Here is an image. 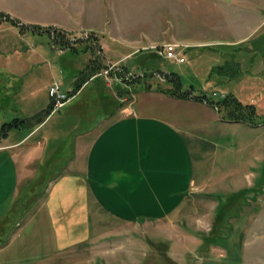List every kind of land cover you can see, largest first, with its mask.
Segmentation results:
<instances>
[{"label": "rangeland", "instance_id": "374dc122", "mask_svg": "<svg viewBox=\"0 0 264 264\" xmlns=\"http://www.w3.org/2000/svg\"><path fill=\"white\" fill-rule=\"evenodd\" d=\"M3 21L36 32L27 48L43 47L54 77L48 68L10 74L11 88H0V129L13 121L22 128L0 133V146L41 122L28 117L49 110V82L70 85L91 53L98 76L123 91L124 106L141 92L153 94H140L136 106L154 94L173 97L163 91L181 80L193 90L183 100L197 104L188 115L197 117L183 127L193 183L177 213L122 222L94 208L88 233L60 231L70 223L49 214L57 167L33 166L27 179L17 160L23 148L0 151V264H264V0H0ZM167 44L179 46L184 62L160 55ZM78 45L91 52L67 50ZM129 53L135 69L114 61ZM72 109L50 116L24 148L45 131L58 137L50 150L60 146Z\"/></svg>", "mask_w": 264, "mask_h": 264}, {"label": "crops", "instance_id": "0c3cea01", "mask_svg": "<svg viewBox=\"0 0 264 264\" xmlns=\"http://www.w3.org/2000/svg\"><path fill=\"white\" fill-rule=\"evenodd\" d=\"M65 30L72 33L78 29L68 27ZM6 32H13L14 41L9 38L2 40ZM31 33L36 34L22 31L12 21L0 23V88H11L8 77L13 73L36 71L40 76L46 72L44 68L49 69L53 80V65L47 60L43 47L36 45L31 51L29 49ZM260 40L264 48V34ZM84 48L78 45L67 50L77 56L91 52ZM106 50L104 53L108 54ZM133 55L129 53L125 56L127 58L120 57L114 61L127 63ZM92 56L91 53V57L89 55L82 68L78 69L70 85L60 82L62 90L72 96L62 109L77 106L71 113L74 124L66 131L67 138L61 141L60 146L50 150L48 145L58 137L48 131L30 147L24 148L26 144L23 142L36 137L49 117L62 109L35 126H26L30 130L24 138L0 146V151L23 148L18 152L17 160L25 170L22 177L27 179L33 176L29 173L33 166L57 167V173H49L54 186L49 193L47 207L54 222L59 225L70 223L66 228L60 226V231L76 232L84 228L88 233L94 208L122 222L174 215L183 205L182 198L188 193L189 184L193 183L192 163L186 151L187 133L183 127L197 117L196 114L193 117L188 115L189 106L195 107L196 102L154 94L155 100L151 104L136 106L140 94H153L149 91L138 93L130 106H124L123 96H120L123 91L118 86L111 87L98 76ZM126 65L135 69L134 65ZM54 83L56 81L49 82L48 94ZM40 113L34 112L28 119ZM82 218L83 227L77 228V221Z\"/></svg>", "mask_w": 264, "mask_h": 264}, {"label": "built area", "instance_id": "2783aa9c", "mask_svg": "<svg viewBox=\"0 0 264 264\" xmlns=\"http://www.w3.org/2000/svg\"><path fill=\"white\" fill-rule=\"evenodd\" d=\"M182 50H179V46L176 44H167L160 49V55L170 60H176L177 62H184V57L181 56ZM111 67V66H110ZM60 82L54 83L49 88V96L51 99V108L53 113L60 111L70 100V95L64 92L61 88Z\"/></svg>", "mask_w": 264, "mask_h": 264}, {"label": "trees", "instance_id": "16d2710c", "mask_svg": "<svg viewBox=\"0 0 264 264\" xmlns=\"http://www.w3.org/2000/svg\"><path fill=\"white\" fill-rule=\"evenodd\" d=\"M62 36H63L62 34L58 35V37H62ZM173 80H175V79H171L169 81L171 83H173ZM163 92L166 93V94H169L170 96H173L175 98H180V99H184L185 98L186 99V98H190V95L193 93V90L190 89V90H185L184 91L182 83H181V80L180 81L177 80L175 86L171 85V88H169L167 91H163ZM195 100H202V97L201 96H196ZM50 114H51V108L49 107V110H47L45 114L43 113V116L40 113L39 115H36L34 118L37 117L38 121L42 122ZM17 120L18 119H16V121ZM26 121H27V119L24 120V122H26ZM18 125L19 124L15 123V121H13L11 123L4 124L2 126V128L0 129L1 136L6 137L11 130L21 127V126H18Z\"/></svg>", "mask_w": 264, "mask_h": 264}]
</instances>
